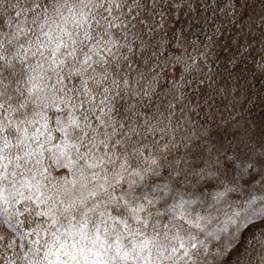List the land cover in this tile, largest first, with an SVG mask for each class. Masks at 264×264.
<instances>
[{
	"label": "snow or ice",
	"instance_id": "snow-or-ice-1",
	"mask_svg": "<svg viewBox=\"0 0 264 264\" xmlns=\"http://www.w3.org/2000/svg\"><path fill=\"white\" fill-rule=\"evenodd\" d=\"M160 3L161 0L7 3V8L17 10V18L26 19L15 23L6 19L0 24V223L9 228L14 227L13 220L17 226L23 223V213L17 207L23 199L31 200L37 209L41 204L46 207L35 213L43 219L27 233L36 237L27 251L21 246L19 254L4 257V264H17V260L19 264H207L208 242L215 238L210 231L211 213L197 211L192 194L174 191L171 181L156 183L153 178L160 176L161 157L141 141L133 142L128 133L120 135L111 123L109 93L119 95L121 84L115 73L120 71V62L128 59L123 50H132L130 34L138 38L143 35L131 33V29L137 24L145 25L148 16L144 13L150 14ZM32 57L41 59L33 65L29 63ZM17 65L21 67L17 69ZM65 69L66 75L62 74ZM53 77L55 82L49 85L47 81ZM110 78L114 87L106 86ZM124 85L127 87V80ZM94 88L101 89L103 99L99 104L93 103ZM68 108L71 110L65 117L63 112ZM90 116H95V127ZM100 128H111L112 132H100ZM54 132L60 134L53 145L58 152L56 162L65 161L60 166L70 171L76 166L80 182L77 187L72 181L71 190L60 185L52 194L44 195L40 191V178L47 170L43 157L52 152L46 146L56 139ZM129 133L140 135L135 128H130ZM81 148L85 151L81 152ZM73 151L75 160L70 158ZM158 151L168 152L169 145L160 146ZM239 177L237 173L228 179L226 172L221 181L223 189L212 199L219 200L236 191ZM251 180L254 186L247 197L230 205L228 221L240 225L232 234L233 241L242 227H255L252 222L257 219L264 221V167L259 179L252 176ZM25 189L37 193V198L25 197ZM260 232L264 238V224ZM4 239L0 235V241ZM15 246L13 240L3 245L6 252ZM226 250L215 255L222 256ZM259 259L264 264V256Z\"/></svg>",
	"mask_w": 264,
	"mask_h": 264
},
{
	"label": "rangeland",
	"instance_id": "rangeland-1",
	"mask_svg": "<svg viewBox=\"0 0 264 264\" xmlns=\"http://www.w3.org/2000/svg\"><path fill=\"white\" fill-rule=\"evenodd\" d=\"M8 2L16 0H0V24L6 19L24 21V16L17 18L16 9L7 8ZM144 15L148 16L145 25L131 29V33L143 35H129L132 50H123L128 59L120 62V71L115 73L121 87L119 95L109 93L111 123L120 135L128 133L133 142L141 141L161 157L160 176L153 178L156 183L171 181L174 191L192 194L197 211L211 213L210 231L215 238L208 242L207 264H260L259 257L264 256L260 226L264 221L257 219L252 222L255 227H242L233 241L232 234L240 225L230 224L228 217L230 205L247 197L254 186L251 177L258 180L264 167V0H161L155 10ZM27 19L30 22L31 16ZM38 59L32 57L29 63L35 65ZM20 67L17 65V69ZM62 74L66 75L67 70ZM47 82L53 84L55 77ZM106 86L114 87L111 78ZM93 91V103L99 104L103 99L101 89ZM70 110L65 109L63 115L66 117ZM48 114L52 116V111ZM89 119L95 127V116ZM130 128L140 135L129 133ZM99 131L111 133L112 129ZM59 135L53 133L56 139L46 146L52 152L43 157L47 170L40 178V191L44 195L52 194L60 185L71 190L72 181L79 187L77 167L70 171L60 166L65 161L55 160L58 152L53 145ZM164 144L169 145V151L159 153L158 148ZM70 158L75 160L74 151ZM226 172L228 179L240 173L237 190L213 200L212 196L223 189L221 181ZM29 195L35 200L38 194L25 189L24 196ZM17 207L23 213L21 225L17 226L15 220L12 228L0 223V235L5 237L0 241V264H4V257L19 254L21 246L27 251L30 241L36 238L27 233L43 219L35 213L44 211L46 205L37 209L31 200L23 199ZM9 240L16 246L6 252L3 245ZM230 241L233 244L229 248ZM221 249L227 250L217 257Z\"/></svg>",
	"mask_w": 264,
	"mask_h": 264
}]
</instances>
